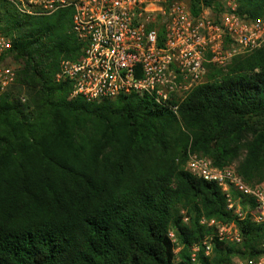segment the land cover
Masks as SVG:
<instances>
[{"label":"trees","instance_id":"1","mask_svg":"<svg viewBox=\"0 0 264 264\" xmlns=\"http://www.w3.org/2000/svg\"><path fill=\"white\" fill-rule=\"evenodd\" d=\"M178 1L194 15L210 5ZM238 13L262 15L264 0H238ZM72 18L71 8L33 16L0 0V30L19 64L13 88L27 97L0 93V264H232L260 255L263 226L238 219L221 187L186 164L198 154L218 168L236 163L252 186L264 182V44L209 65L176 114L149 96L71 97L72 84L56 77L82 53ZM202 217L236 222L242 243L216 241L193 262L192 246L211 231Z\"/></svg>","mask_w":264,"mask_h":264},{"label":"built area","instance_id":"2","mask_svg":"<svg viewBox=\"0 0 264 264\" xmlns=\"http://www.w3.org/2000/svg\"><path fill=\"white\" fill-rule=\"evenodd\" d=\"M22 14L46 16L71 8V32L81 46L76 60L61 62L57 80L69 81L71 97L88 101L120 96H149L174 113L199 85L207 81L209 65L227 66L238 55L264 44V14L238 13V0L210 3L194 15L178 0H6ZM10 38L0 30V93L17 82L19 64ZM24 100V98H22ZM186 168L216 182L227 208L238 218L250 215L264 228V183L248 184L236 167H216L210 158L189 154ZM211 231L191 248L192 261L202 250L211 255L214 242L242 243L236 222L202 217ZM174 238V233H170ZM257 257L232 264H264V233Z\"/></svg>","mask_w":264,"mask_h":264},{"label":"rangeland","instance_id":"3","mask_svg":"<svg viewBox=\"0 0 264 264\" xmlns=\"http://www.w3.org/2000/svg\"><path fill=\"white\" fill-rule=\"evenodd\" d=\"M208 72H209V71H208ZM9 90H11V91L13 90L14 93L17 94L18 96L20 95V96L23 97V96L25 95V92H24L23 90H21V89H15V88L12 87V88H10ZM9 90H8V91H9ZM23 98H24V100L27 99V97H25V96H24ZM186 166H187V164H186ZM232 166L236 167L237 164H236V163H233ZM263 183H264V182H263ZM179 248H180V247L177 248V251L179 250Z\"/></svg>","mask_w":264,"mask_h":264}]
</instances>
